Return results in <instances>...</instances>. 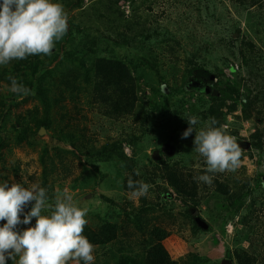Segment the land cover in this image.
Segmentation results:
<instances>
[{"label":"trees","instance_id":"1","mask_svg":"<svg viewBox=\"0 0 264 264\" xmlns=\"http://www.w3.org/2000/svg\"><path fill=\"white\" fill-rule=\"evenodd\" d=\"M59 1L68 16L74 10L79 13L77 23L69 17L67 35L57 43L52 54L30 56L0 66V84L8 89V77L13 76L34 92L28 96H17L9 90L6 94L0 92V163L5 161L2 149L22 145L34 149L39 141V130L43 128L49 142H45L38 157L42 167L40 185L47 189L50 198L56 194L54 184L62 180L55 177L54 166L58 162L59 168L64 167L66 155L78 158L80 162V159L95 157L105 162L111 157L116 158L123 171L121 187L126 193L130 191L127 188L129 176L150 185L159 180L162 183L157 188L160 201L142 199L140 206L131 212L137 218L133 226L141 236L137 242L121 245V225L111 221V217L100 216L94 226L91 219L94 216L87 219L89 223L83 235L95 248L118 246L119 264H179L163 245L170 231L157 224L151 225L149 215L152 214L148 212L150 205L154 210V207L166 204V197H172L169 190L184 206L182 216L190 220L193 232L201 231L194 223L193 213L205 201L206 192H212L215 198L226 203V208L219 214L221 226L244 210L238 224L242 226L248 246L236 247L233 251L226 248V260L231 264H264L263 178L251 179L243 165L237 174H215L211 186L193 179L204 174L205 167L202 158L193 151L195 132L205 126L209 117L216 119V127L223 126V131L239 141V130L224 127L229 125L228 115L238 107L243 108L241 115L232 118L241 122L253 119L258 127L249 135L248 144L244 145L246 149L239 144L242 149L240 162L246 157L252 158L253 153L264 151V87L253 93L242 85L244 78L236 73L234 62H231V58L239 59L248 78H264V0H93L86 9H82L83 0H53ZM120 2L130 5L128 15L121 9ZM208 2L214 5L209 8ZM227 4L238 17L230 19L233 21L232 33L224 36L218 34L215 23L221 21L218 9L226 13ZM202 7L206 13H211L214 22L201 19ZM242 21L244 30L240 27ZM168 24L173 27L168 29ZM179 28L186 31L188 51L176 38ZM104 40L117 48L130 50L132 56L128 60L99 57V44ZM178 50L183 51V68L178 65ZM229 67L231 77L220 79L226 75L223 69ZM144 71H148L156 83L148 80L146 85L153 96L159 97L147 98L148 102H142L139 96ZM162 86L169 94H163ZM241 91L244 92L242 97L239 96ZM247 92L251 94L247 96ZM32 99L37 105L12 116L14 108ZM82 102L88 111L109 122L117 139L94 148L92 139L86 135L89 127L84 123L87 117ZM226 102H230L229 105ZM250 105L257 107L252 109L253 115ZM190 116L199 117L200 123L193 126L194 132L188 138L181 139L189 127ZM155 134L160 138L156 146L167 144L177 154L189 152L193 155L161 168L142 164L135 156L136 149L144 137ZM124 145L132 149L130 157L124 153ZM199 164L201 167L197 168ZM11 169L16 176L17 166ZM136 171L140 175H135ZM251 184L254 189L262 190L259 198L251 195ZM163 213L174 219L166 206ZM133 245L138 251L132 248ZM205 262L208 259L190 252L182 264ZM6 264H14V261L7 260Z\"/></svg>","mask_w":264,"mask_h":264},{"label":"rangeland","instance_id":"2","mask_svg":"<svg viewBox=\"0 0 264 264\" xmlns=\"http://www.w3.org/2000/svg\"><path fill=\"white\" fill-rule=\"evenodd\" d=\"M92 1L93 0H83L82 9H86L88 5L92 3ZM59 3L61 4L60 1ZM121 3L122 2H120V5H122L121 9L125 11L126 15H128L130 11V5L128 3ZM212 4L213 2L207 3L209 8L212 7ZM215 5H217V3H215ZM226 6L228 7L226 8V13L223 9H218L217 13H219L221 21L215 24L216 28L218 29V34L229 36L232 33L231 24L233 23V21L230 19H235L238 16L233 12L232 8L228 6V4ZM78 13L79 12L77 10H74L69 16L70 18L73 17L76 23ZM210 16L211 13H206L205 8L202 7L200 13L201 19L207 22H214V19ZM207 17L210 19H207ZM167 22L168 21L166 20L165 23ZM244 25V21H242L240 26L241 30H244ZM167 26L168 29L173 27L172 24H168ZM171 30H174V28ZM185 32L186 31L183 28H179L178 36L176 38L178 42L188 51L190 50V47L188 46L187 39L184 37L186 36ZM234 36L236 37V34H234ZM97 53L99 57L113 56L121 58L123 60H128L132 56L130 50L117 48L113 46L108 40H104L101 44H99ZM182 54L183 51H179L176 54L178 55V65L180 68H183L184 66V64L181 62L183 60ZM231 60L230 61L232 63L234 62L238 64L236 73H239L241 77L244 78L242 85L249 87L253 91V93H256L257 90L264 87V78H248V75L241 66V61L239 59L235 60L233 58H231ZM142 75L143 78L140 81L141 92H139V96L142 97V102H148L149 100L147 98H159L153 96L151 89L146 85V82L148 80H152L153 84L156 85L152 75H149L148 71H144ZM223 78L226 79L228 78V76H221L220 79ZM214 80L215 79H213V81ZM162 89L164 91L163 94H169V91L164 86H162ZM0 92L3 94H6L8 92V89L4 84H0ZM250 94L251 92H247V96H249ZM239 96H244V92H239ZM190 100L192 103L194 102V98ZM226 103L227 105H229L230 102ZM34 105H37V102H35L33 99L27 103H20L18 107L12 110V116L19 115L25 110L32 108ZM81 107L83 109V113L86 114L87 117V120L84 121V123H86L89 127L86 135L90 136V138L92 139L94 148H99L105 143H109L113 139L118 138L117 133L106 119L99 118L91 111H88V107L84 104V102H82ZM255 108H257L255 105H250L249 109L251 115H253L254 113L252 109ZM242 109L243 108L238 107L236 110H234L236 111L235 113L233 111V114L231 113L228 115V121L230 122L229 125L225 126L224 128L239 130V141H236L238 142V144L242 145L243 149H246L244 148V145L248 144L247 140L249 138V135L254 133L258 125L253 119L247 122H241L232 118L235 115H241L243 113ZM239 124H241V128H239ZM9 127L10 125L7 126V128ZM159 139L160 138L157 134L151 137H144L142 142L139 143L136 149L135 156L137 157V160L149 167L150 165H158V167L161 168L165 164H172L173 162H176L182 158L186 160V157L192 154H190L189 152H182L177 154V151L175 150L172 151V154H169L170 150L168 149L167 151H165L163 149V145L160 144V146H156L155 143ZM45 142H49L46 133L39 136L38 144H36L34 149H30L25 145H22L21 147L10 146L9 149H2L1 153L5 161L3 163H0V183L8 181L9 186H11L12 183H21L24 184L26 188L30 187L32 184L40 185L42 167L39 163L38 157L40 150L44 146ZM49 153L50 155L53 154L51 150ZM124 153L128 157H130L132 155V149L129 146L124 145ZM252 155V158H244V160L240 162V166L244 165L247 167L246 175L250 176L251 179L255 180L260 177L264 180V151L259 154L253 153ZM80 160L81 162L78 158L66 155L64 160L65 165L62 168H59L58 162H56L57 165L54 166V170H56L55 173L57 174V176L55 177L59 178V180H62L54 184L55 193H57L58 191H67L68 193L73 195V202L78 207L88 209L86 220L90 219V216H94L91 218L93 226L97 224L98 218L100 216L107 218L111 217V221L116 222L117 225H121L119 234V241L122 243H120L121 245L125 246L127 244L135 243L137 242V240H140V233L133 226V223L136 222L137 218L131 215V212H134L135 209L140 206L142 199H145L147 202L156 200L160 201V199L158 198L159 192L157 188L162 183L158 180L154 185H151L149 194L146 197H142L139 200H133L129 198V193H126L122 190L121 184L123 171L119 165L120 163L116 161V158L111 157L107 162L99 159L98 157L88 160ZM194 163H196V160L193 162V165ZM16 166L18 168V173L15 176V173L12 172L11 167ZM199 167H201L200 164L197 168ZM48 168L50 172H52V168L50 166H48ZM239 169L240 168L234 171V173L237 174ZM2 176L7 177L3 178ZM250 188L252 190L251 195L255 197H258L261 193L263 194L262 190L260 191L258 189H254L252 184ZM169 191L172 197H166V204H163L160 207H154L155 211L150 205L148 208V212L152 214L149 215V218L151 219V225L157 224L170 231V236L164 241L163 245L173 260L177 261L179 264H182L187 255L190 252H194L203 256V258L208 259V262H205L204 264H231L229 260H226V248H228L229 251H233V249L236 247L246 248L248 246L246 235L242 230V226L238 224V219L245 214L244 210L239 215H237V217L228 221L224 226H221V219H219V214L226 208V203L222 199L215 198L212 192H206L205 201L199 205L197 212L193 213V217H200L208 224V229H200V232H193L190 220H185V218L182 216V212L185 209L184 206L182 205L180 200L177 199L173 191ZM246 204H248V201L246 202ZM164 206L168 208V213L170 214V216H174L173 220L169 219L163 213ZM30 208L31 205L28 208H25L24 212H28ZM20 218L22 220L23 215ZM162 218L164 219V221H161ZM4 222L5 221H0V226H2ZM87 223H89L88 220ZM230 223H233L235 225H233V235H227L226 229L227 225ZM34 224L35 218H33L32 222L29 225L20 224L15 230L23 231L27 227L34 226ZM230 230L232 231V226ZM117 248L118 246L114 248L107 246L103 249L95 248L94 264L121 263V257L118 256V253H116ZM132 248L138 251L134 245L132 246ZM14 264H16V261H14Z\"/></svg>","mask_w":264,"mask_h":264},{"label":"clouds","instance_id":"3","mask_svg":"<svg viewBox=\"0 0 264 264\" xmlns=\"http://www.w3.org/2000/svg\"><path fill=\"white\" fill-rule=\"evenodd\" d=\"M68 21L63 5L53 0H0V66L30 56H50L67 35ZM8 79L11 93L34 95L15 77ZM187 123L189 127L181 139L194 132L193 126L200 123V118L190 116ZM217 123L209 117L193 140V151L205 166L204 174L193 179L208 186L215 174L236 171L242 155L236 138L223 131V126L216 127ZM135 175L140 173L136 171ZM127 188L129 198L139 200L149 194L151 185L129 176ZM73 201V195L67 191H58L50 198L47 189L39 184L26 188L21 183H0V221H5L0 226V264L7 260L16 264H94L95 245L83 235L88 209ZM29 205L31 208L25 213ZM33 218L34 226L15 230L20 224L29 225Z\"/></svg>","mask_w":264,"mask_h":264},{"label":"water","instance_id":"4","mask_svg":"<svg viewBox=\"0 0 264 264\" xmlns=\"http://www.w3.org/2000/svg\"><path fill=\"white\" fill-rule=\"evenodd\" d=\"M38 134H39V136L45 134V130L43 128H41L39 130V133ZM172 151H173V147H170L169 154H172ZM194 223H195V225L198 228H200L202 230H207L208 229V224L205 221H203L200 217H195Z\"/></svg>","mask_w":264,"mask_h":264},{"label":"built area","instance_id":"5","mask_svg":"<svg viewBox=\"0 0 264 264\" xmlns=\"http://www.w3.org/2000/svg\"><path fill=\"white\" fill-rule=\"evenodd\" d=\"M233 68L236 70V69H238V66L236 65V64H233ZM223 72L228 76V77H231V72H230V67L229 68H225V69H223ZM231 226H232V231L230 230V228H231ZM226 231H227V235H229V234H233V225H228L227 226V229H226Z\"/></svg>","mask_w":264,"mask_h":264},{"label":"flooded vegetation","instance_id":"6","mask_svg":"<svg viewBox=\"0 0 264 264\" xmlns=\"http://www.w3.org/2000/svg\"><path fill=\"white\" fill-rule=\"evenodd\" d=\"M163 149H164L165 151H167L168 149L170 150V146L167 145V144H165L164 147H163Z\"/></svg>","mask_w":264,"mask_h":264}]
</instances>
